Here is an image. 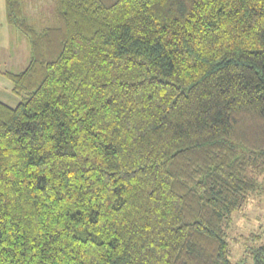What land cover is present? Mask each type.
<instances>
[{
    "label": "trees",
    "instance_id": "trees-1",
    "mask_svg": "<svg viewBox=\"0 0 264 264\" xmlns=\"http://www.w3.org/2000/svg\"><path fill=\"white\" fill-rule=\"evenodd\" d=\"M0 99V264H240L264 195V0H54ZM260 236H246V239ZM264 264V241L248 248Z\"/></svg>",
    "mask_w": 264,
    "mask_h": 264
},
{
    "label": "rangeland",
    "instance_id": "rangeland-1",
    "mask_svg": "<svg viewBox=\"0 0 264 264\" xmlns=\"http://www.w3.org/2000/svg\"><path fill=\"white\" fill-rule=\"evenodd\" d=\"M26 12L38 26L48 24L53 17L54 0H27ZM31 58L28 37L8 23L6 0H0V99L16 106L22 98L13 91L7 71H23ZM230 249L234 262L254 264L248 248L264 241V195H252L233 215L228 228ZM260 239H246V236Z\"/></svg>",
    "mask_w": 264,
    "mask_h": 264
}]
</instances>
